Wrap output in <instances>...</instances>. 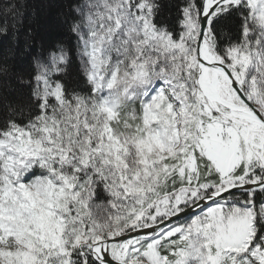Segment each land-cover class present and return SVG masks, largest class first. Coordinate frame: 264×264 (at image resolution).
<instances>
[{"label": "snow or ice", "instance_id": "snow-or-ice-1", "mask_svg": "<svg viewBox=\"0 0 264 264\" xmlns=\"http://www.w3.org/2000/svg\"><path fill=\"white\" fill-rule=\"evenodd\" d=\"M69 11L0 66V264H264V0Z\"/></svg>", "mask_w": 264, "mask_h": 264}, {"label": "trees", "instance_id": "trees-1", "mask_svg": "<svg viewBox=\"0 0 264 264\" xmlns=\"http://www.w3.org/2000/svg\"><path fill=\"white\" fill-rule=\"evenodd\" d=\"M70 3L72 0H0V28H8L7 33L0 31V66L11 73L27 72L33 56L63 44L73 56L75 69V41L65 23ZM12 4L17 5L19 15L8 10Z\"/></svg>", "mask_w": 264, "mask_h": 264}]
</instances>
